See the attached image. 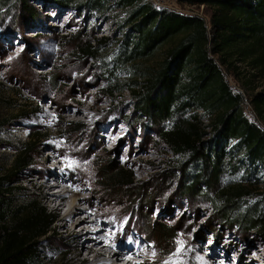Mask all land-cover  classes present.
I'll return each mask as SVG.
<instances>
[{
    "label": "rangeland",
    "instance_id": "1",
    "mask_svg": "<svg viewBox=\"0 0 264 264\" xmlns=\"http://www.w3.org/2000/svg\"><path fill=\"white\" fill-rule=\"evenodd\" d=\"M14 2L0 8V172L9 168L15 148L27 142L29 134H46L32 148L31 165L13 178V186L23 189L8 197L21 204L30 196L53 215L52 231L39 241V257L33 264L93 260L85 258L78 231L72 235L59 227L64 211L53 212L42 198L39 184L46 176L50 180L58 176L60 184L49 191L72 189L89 197L90 216L98 214L97 226L104 229L101 239L118 245L121 252L142 250L130 256L138 259L144 254V264H264V243L256 240L254 232L246 235L238 228L219 227L214 210L201 195H183L188 181L184 169L156 135V127L133 110L131 95L127 91L111 95L104 89L109 81L128 78L123 69L112 67L114 55L101 51L99 58L92 59L78 54L77 46L93 38L117 37L121 11L79 13L30 2L40 15L28 25L22 24ZM151 3L201 16L209 27L210 5L196 0ZM160 58L158 51L154 61ZM221 69L232 91L244 95V115L264 130L250 103L251 95L264 91V68L236 60L234 67ZM76 123L79 130L72 132ZM108 167H124L134 174L137 184L129 191H136V200L125 199L124 194L119 198L121 191L113 192L117 195L111 200L106 181L100 179ZM80 179L81 189L70 187V181L77 184ZM258 189L264 190V178ZM78 206L84 207L78 215L88 216L85 200ZM161 225L172 226L168 240L156 236ZM213 226L216 235L209 231ZM137 234L147 245L137 247ZM121 238L126 240L121 243ZM176 253H181L179 259L169 262Z\"/></svg>",
    "mask_w": 264,
    "mask_h": 264
},
{
    "label": "trees",
    "instance_id": "2",
    "mask_svg": "<svg viewBox=\"0 0 264 264\" xmlns=\"http://www.w3.org/2000/svg\"><path fill=\"white\" fill-rule=\"evenodd\" d=\"M12 1L28 25L40 15L30 2L100 15L119 9L118 36L93 38L77 46L78 54L114 55L112 67L128 78L109 81L104 89L111 95L127 91L137 115L156 127L188 178L183 195H201L219 227L254 232L264 243V190L258 189L264 178V130L244 115V95L232 91L221 69L234 67L236 60L264 68V0H196L211 6L209 27L201 16L146 0H0V8ZM158 51L161 58L154 61ZM250 103L264 125V91L251 95ZM74 125L72 132L79 130V123ZM45 136L29 134L0 172V264H33L39 241L52 231L53 215L34 198L21 204L8 198L23 189L13 186V178L31 165L32 148ZM100 179L112 201L119 191V198L137 199L136 191H129L137 183L127 168H105ZM215 228L209 231L216 235ZM171 230L161 225L155 233L166 239ZM134 238L147 244L138 234Z\"/></svg>",
    "mask_w": 264,
    "mask_h": 264
},
{
    "label": "bare ground",
    "instance_id": "3",
    "mask_svg": "<svg viewBox=\"0 0 264 264\" xmlns=\"http://www.w3.org/2000/svg\"><path fill=\"white\" fill-rule=\"evenodd\" d=\"M57 177L58 176H55L53 180H50L51 177L48 178V176H46V179L39 184V189L41 190L42 198H44L46 204L51 208L53 212L60 213L61 211H64L60 218V223H59L60 228L67 229L72 235H74L75 231H78L77 235L83 236L84 243L82 244V248L83 250H85L87 255L85 258L89 256L93 257L92 262H89V264H144L145 263L144 254H142L138 259H134L135 257L130 256L135 254L140 255L142 250L141 251L139 250L137 252H133V250L132 251L130 250L128 252L127 251L121 252L118 249V245L110 244L108 242H105L103 239H101V237H104L103 236L104 229L101 226H97L98 225L97 223H99L98 214H95L94 217L90 216L92 214L90 213V211H88L91 207V202L89 197L85 198L84 196H81V194L75 193L72 189L49 191L48 189L60 185L59 180H57ZM82 182H83L82 179H80V182L77 184L70 181V187H76L78 189H81ZM83 200H85L89 208L85 210V213L88 214V216L81 217L78 214L80 210H84L83 209L84 207L78 206V202L80 201L82 202ZM100 208L101 207L98 206L96 210H100ZM68 224H70L69 228H67ZM77 235L75 237H77ZM180 256L181 253H176L172 257V259H170L169 262L176 261L177 259H179ZM201 263L205 264L204 262Z\"/></svg>",
    "mask_w": 264,
    "mask_h": 264
},
{
    "label": "built area",
    "instance_id": "4",
    "mask_svg": "<svg viewBox=\"0 0 264 264\" xmlns=\"http://www.w3.org/2000/svg\"><path fill=\"white\" fill-rule=\"evenodd\" d=\"M146 1H149V2H153V1H154V3H156L158 0H153V1H151V0H146Z\"/></svg>",
    "mask_w": 264,
    "mask_h": 264
},
{
    "label": "snow or ice",
    "instance_id": "5",
    "mask_svg": "<svg viewBox=\"0 0 264 264\" xmlns=\"http://www.w3.org/2000/svg\"><path fill=\"white\" fill-rule=\"evenodd\" d=\"M69 166H71V165H69ZM178 243H180V242H178ZM177 251H180V248L179 247H178Z\"/></svg>",
    "mask_w": 264,
    "mask_h": 264
}]
</instances>
